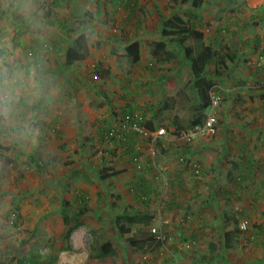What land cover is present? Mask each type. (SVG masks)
I'll return each mask as SVG.
<instances>
[{"label":"rangeland","instance_id":"374dc122","mask_svg":"<svg viewBox=\"0 0 264 264\" xmlns=\"http://www.w3.org/2000/svg\"><path fill=\"white\" fill-rule=\"evenodd\" d=\"M177 1L41 0L49 22L42 33L45 59L56 87L37 116L34 138L0 132V264H61L64 257L69 264H201L192 261L203 258L207 240L221 239L224 212L235 205L239 211L246 201L240 193L264 195V164L255 167V174L234 156V150L248 145L252 157L264 158V19L254 20L262 7L255 2L258 8L250 9L247 1L243 9L250 14H241L236 25L224 24L230 46L207 69L218 103L201 116L182 52L169 44L158 59L152 57L162 40V19L181 15L188 21L187 3ZM10 2L0 0V47L31 48L37 41L13 23L5 8ZM205 8L212 12L206 10L199 22L206 44L214 26L210 18L223 9L228 14L229 5ZM82 33L89 35L90 56L69 67L66 46ZM133 42L141 46L138 63L118 55ZM199 116L204 123L215 117L217 132L191 140L187 135ZM137 117L143 125L153 123L156 132L164 129L165 138L150 142L141 136L130 147L124 135L136 136L128 121ZM177 129L178 137L172 138ZM109 130L116 132L115 141L111 136L102 140ZM107 159L122 173L101 180L110 166ZM251 169L252 179L244 180ZM257 200L263 208L255 218L262 222L264 197ZM150 207L156 214L148 225L145 218L144 231L160 235L163 245L135 252L116 223L134 227L126 217L143 222L139 212ZM241 221L245 236L249 223ZM77 232L83 234L80 245ZM107 243L111 250L104 255Z\"/></svg>","mask_w":264,"mask_h":264},{"label":"trees","instance_id":"16d2710c","mask_svg":"<svg viewBox=\"0 0 264 264\" xmlns=\"http://www.w3.org/2000/svg\"><path fill=\"white\" fill-rule=\"evenodd\" d=\"M213 1H222V0H213ZM187 0H180L177 1V4H185ZM202 0H197L196 3H194V7L200 8ZM49 15L51 14V11H47ZM51 17V16H50ZM163 29L161 31V38L162 40L160 43L155 45V50L152 51V57L158 59L159 55L162 52H166V49L169 44L176 46V48L182 52V54L185 56L186 60L189 64V70H190V78L194 82V89L197 94L198 100H199V111L201 112V116L205 115V112L210 108L212 105V92L215 88L214 81L209 77L207 69L215 63L216 58L218 57V52H215L213 47L210 45L205 44V35L202 31L198 30L195 26L189 24L188 22L184 21L180 16H174L171 19H162L161 21ZM66 52H65V63L67 66H74V65H80L84 61H86L90 56V48H89V35L87 33L80 34L74 41H71L68 46H66ZM118 55L122 57H130L132 58V61L134 63H138L141 61V46L138 42H133L129 45H126L122 51L118 53ZM223 65L226 66L225 62H222ZM168 107V106H167ZM132 120V119H131ZM128 121L133 127H137L139 129H142L150 134L156 133V129L150 121L143 125L142 119L139 121L138 117L135 120ZM204 122L201 121V117L199 116L198 119H196L192 127L203 125ZM180 128V127H178ZM180 129H177V132L172 134V138L178 137V134ZM109 133L107 135L102 134V140L105 141L107 138L110 137V133L113 132V130H109ZM115 132V131H114ZM134 135L131 139L130 136L124 135L128 142H130L129 146H134L136 140L142 136L138 132H133ZM165 138V136L161 137ZM117 139L113 138L112 141H115ZM160 138L154 139L153 137L149 138V141H155ZM127 142V143H128ZM117 150V149H114ZM111 152V151H110ZM109 152V153H110ZM131 154L134 156L133 160L137 161L138 157L135 153V150H131ZM105 163L110 164L107 168L103 170V174L100 177L101 180L111 179L113 177H116L122 173V171L118 170L116 168L115 162L113 161L109 162L108 159L104 160ZM47 165H43L40 167H46ZM146 205H148L146 203ZM141 217L143 219V222L138 219H133L132 217H126V220L128 222H132L134 227H127L124 224L116 223V229L120 235V237L129 245L130 248H132L135 252H141V251H149L151 249H156L160 245H163V241L157 240V237L154 235L148 234L144 231V223L145 218L146 223L148 225V222L150 219L155 216L156 211L154 212V209L152 207L149 208L148 213H141ZM138 214V215H139ZM148 214H150L148 216ZM83 213H79L78 218L82 217ZM144 217V218H143ZM150 217V218H149ZM65 222L68 227L69 219L65 217ZM76 224L78 226L82 225L83 222L80 220L76 221ZM139 224V225H138ZM136 225V226H135ZM146 225V226H147ZM238 221L235 217H228L226 219V222L224 223L223 232H224V238L226 241V247L229 246V243L231 240L235 237H238L240 234L239 229H237ZM73 228V226H70ZM73 230V229H72ZM140 234V235H139ZM140 237V239L138 238ZM157 244V245H155ZM111 245L107 243L104 245L101 249V252L104 255H107L110 253Z\"/></svg>","mask_w":264,"mask_h":264},{"label":"clouds","instance_id":"9594fccd","mask_svg":"<svg viewBox=\"0 0 264 264\" xmlns=\"http://www.w3.org/2000/svg\"><path fill=\"white\" fill-rule=\"evenodd\" d=\"M5 8L13 23L27 29L37 41L31 48L0 47V132L27 140L34 138L37 116L51 102L56 87L42 35L49 22L41 0H11Z\"/></svg>","mask_w":264,"mask_h":264},{"label":"crops","instance_id":"0c3cea01","mask_svg":"<svg viewBox=\"0 0 264 264\" xmlns=\"http://www.w3.org/2000/svg\"><path fill=\"white\" fill-rule=\"evenodd\" d=\"M196 1L197 0H187L186 2L187 7H188V12H187L188 21L187 22L189 23L190 21L192 25H196L195 27L200 31H202V27L199 26V22L201 21V16H203L206 13L207 9L205 8V6L212 5V4L229 5L228 14L226 13L225 14L229 15L230 17L228 16V18L224 20V16H225L224 9L222 11L213 13V17L210 18V23H212L214 26H213V29H211L209 36L206 35V40L208 39L207 40L208 43H206V45L212 46L214 51L218 52V55L220 51L225 50V49L228 50L227 48H229L228 46H230V44L226 46L227 39H229V37L227 35L228 31L226 29L225 30L223 29L224 24L227 23L231 25H236L235 23L237 21L239 22L240 18L242 17L241 14L245 12L243 7L246 6L247 1H248V7L250 9L258 8V6L262 7L260 12H258V10L256 12L254 11L255 12L254 20L256 21V19L258 20L260 17H261L260 19H264V0H222V1L202 0V4L199 3L201 4L200 8H197V9L194 7V3H196ZM255 2L258 4L257 7H254L255 4L253 3ZM207 13L209 15L212 12L210 10H207ZM245 13L247 15L250 14L248 10H246ZM178 16H181V15H178ZM216 16H218V18H222V20L221 19L216 20ZM254 40H255V46H257L259 38L255 37ZM230 52L231 51H229V53ZM232 62H233V59H232ZM234 152H235L234 156L238 160H241L239 165L253 167V170H254L255 167H257L258 165L264 164V161H263L264 158H261L260 161H257L259 160V157H255V158L252 157V153H254V149H252L248 145H245L243 147L241 146V148L238 147L237 150H234ZM253 170L251 169L245 172L244 180L252 179ZM254 173H255V170H254ZM259 195H260L259 192L254 191V190L253 192L252 190H246L244 192H241L239 197L246 198V201L245 203L241 205V207L239 208V211H237L236 209L237 205H235L234 209L232 208V210L224 212L223 223L222 225L219 226L220 231H221V239L220 240L218 239V243H214V244L210 243V240L209 241L207 240L206 243L207 245H209L208 251L205 252V255L203 256L201 260L193 259L192 262L195 261V263H199L201 261L202 262L201 264H264V218L261 220L262 222H260V219L257 220V218H255L257 215L256 213L257 209L263 208L262 204H259L257 199L264 197V195H260L261 197ZM230 212H232V214ZM232 216L235 217L238 221L237 229L240 230V225L242 223L241 220H245L246 222L249 223V226H248L249 229H248V232L245 233V236L240 231L239 236L233 238L231 242L229 243V246L226 247L223 227H224V223L226 222V219ZM258 221L260 225L262 224V226H256V223ZM211 242H214V241H211ZM214 251L216 252V254H212V252ZM256 254H261L260 255L261 258H256L257 256ZM189 256H191V254Z\"/></svg>","mask_w":264,"mask_h":264},{"label":"built area","instance_id":"2783aa9c","mask_svg":"<svg viewBox=\"0 0 264 264\" xmlns=\"http://www.w3.org/2000/svg\"><path fill=\"white\" fill-rule=\"evenodd\" d=\"M262 48L264 50V45ZM261 66L264 68V60H261ZM261 87L264 88V82L261 84ZM217 103H218V101L212 97V105L216 106ZM130 127H133V126H130ZM130 129H133V131L140 133L142 136L153 137L154 139L163 137L162 135L165 133L164 129H161L154 134H150V133H148L142 129H139L137 127H133ZM124 130H129V129L124 127ZM216 132H217V119L215 117L210 116V118H208L207 121L205 123H203V125L192 127V130L189 131L187 137L190 138L191 140H193L195 138L213 137L216 134ZM115 134H116V132L113 131L110 133V136L112 137ZM153 232L156 233L155 230ZM157 240L162 241L160 235H157Z\"/></svg>","mask_w":264,"mask_h":264},{"label":"bare ground","instance_id":"6f19581e","mask_svg":"<svg viewBox=\"0 0 264 264\" xmlns=\"http://www.w3.org/2000/svg\"><path fill=\"white\" fill-rule=\"evenodd\" d=\"M82 233H79V232H77V233H75V240H76V242H77V244H81V239H82ZM69 263H71V259H69L68 257H64L63 258V260H62V262H61V264H69Z\"/></svg>","mask_w":264,"mask_h":264}]
</instances>
